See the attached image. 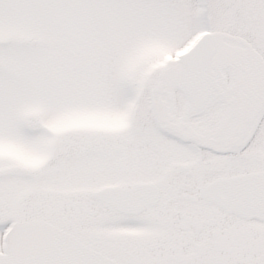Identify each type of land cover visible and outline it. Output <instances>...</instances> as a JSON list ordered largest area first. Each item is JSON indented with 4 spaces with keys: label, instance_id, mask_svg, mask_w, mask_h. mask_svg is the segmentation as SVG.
Segmentation results:
<instances>
[{
    "label": "snow or ice",
    "instance_id": "obj_1",
    "mask_svg": "<svg viewBox=\"0 0 264 264\" xmlns=\"http://www.w3.org/2000/svg\"><path fill=\"white\" fill-rule=\"evenodd\" d=\"M0 264H264V0H0Z\"/></svg>",
    "mask_w": 264,
    "mask_h": 264
}]
</instances>
